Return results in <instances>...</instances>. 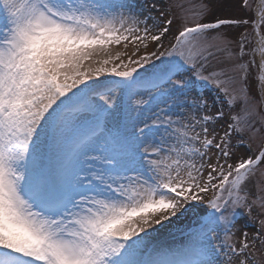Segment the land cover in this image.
I'll use <instances>...</instances> for the list:
<instances>
[{
  "label": "snow or ice",
  "instance_id": "1",
  "mask_svg": "<svg viewBox=\"0 0 264 264\" xmlns=\"http://www.w3.org/2000/svg\"><path fill=\"white\" fill-rule=\"evenodd\" d=\"M261 25L264 0H0V264H264Z\"/></svg>",
  "mask_w": 264,
  "mask_h": 264
},
{
  "label": "rangeland",
  "instance_id": "2",
  "mask_svg": "<svg viewBox=\"0 0 264 264\" xmlns=\"http://www.w3.org/2000/svg\"><path fill=\"white\" fill-rule=\"evenodd\" d=\"M130 2H134L136 4H143L145 2V0H130ZM148 2H151V0H148ZM160 2L163 3L164 0H160ZM167 2L171 3V4H175V5H180V6H183L184 9L191 10V6L195 5V4H199L200 0H167ZM213 3H215V0H213ZM253 3H255V0H253ZM172 12H173V17H170V18H174L175 16L183 14L181 12V8H179V7H174L172 9ZM242 15H244V13L227 12V11L217 12L215 15H209L208 17L205 18V21H202V22H214L215 19L217 18V16H219L220 18H228V17H239ZM248 15L251 16L250 13ZM176 26H177V21H175V19H174L173 32L176 31ZM221 30L228 31V33L231 37H235L240 32L244 31L243 28L230 29V28H227L226 26L223 27ZM247 30H248L249 35L252 36L253 32H254L253 27L251 25H249ZM260 30L262 33H264V25L260 26ZM247 47L251 48L252 45L249 44V45H247ZM149 50H151V46H150ZM113 51L114 52H116V51L127 52L130 54L133 51V46L130 44L127 49H124L122 45H117L114 47ZM138 56H139V53L137 54L136 58H138ZM122 59L124 60L125 63L128 62L126 57H122ZM245 59H248V57L246 56ZM114 63L120 64V61H115ZM112 66H113V64H109L106 67L111 68ZM118 70H123V69L121 67ZM99 79H101V80H115L118 78L115 77L114 75L105 74V75L99 77ZM254 214H255V210H254ZM165 223H167V222H165ZM190 226H191L190 217L180 218V219L172 218V223L168 224V226L166 228H159V226H156L158 228V231L153 233V236L155 237L154 243L155 244H161V245L178 244L184 238V235L187 233ZM254 230L255 229H250V231H254Z\"/></svg>",
  "mask_w": 264,
  "mask_h": 264
}]
</instances>
